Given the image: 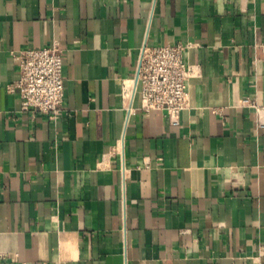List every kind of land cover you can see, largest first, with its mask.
I'll list each match as a JSON object with an SVG mask.
<instances>
[{
  "label": "crops",
  "instance_id": "1",
  "mask_svg": "<svg viewBox=\"0 0 264 264\" xmlns=\"http://www.w3.org/2000/svg\"><path fill=\"white\" fill-rule=\"evenodd\" d=\"M64 48V105L22 110L17 53ZM189 43L178 124L124 95ZM264 0H0V264H264Z\"/></svg>",
  "mask_w": 264,
  "mask_h": 264
},
{
  "label": "built area",
  "instance_id": "2",
  "mask_svg": "<svg viewBox=\"0 0 264 264\" xmlns=\"http://www.w3.org/2000/svg\"><path fill=\"white\" fill-rule=\"evenodd\" d=\"M189 43L149 45L139 48L135 78L124 95H139L144 111L161 110L171 124H178L182 110L189 106L188 80L193 67L185 54ZM64 48L57 42L28 47L17 53L18 76L10 83V90L20 96L22 110L45 112L54 117L64 105ZM264 125V107L255 106Z\"/></svg>",
  "mask_w": 264,
  "mask_h": 264
}]
</instances>
